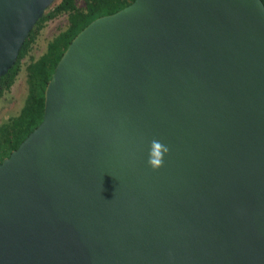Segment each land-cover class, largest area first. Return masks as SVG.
Listing matches in <instances>:
<instances>
[{"label": "water", "instance_id": "water-1", "mask_svg": "<svg viewBox=\"0 0 264 264\" xmlns=\"http://www.w3.org/2000/svg\"><path fill=\"white\" fill-rule=\"evenodd\" d=\"M53 1L0 0V77ZM0 264H264L261 0H132L73 36L0 162Z\"/></svg>", "mask_w": 264, "mask_h": 264}, {"label": "trees", "instance_id": "trees-1", "mask_svg": "<svg viewBox=\"0 0 264 264\" xmlns=\"http://www.w3.org/2000/svg\"><path fill=\"white\" fill-rule=\"evenodd\" d=\"M80 2V4H78ZM132 0H54L36 20L23 40L14 63L0 77V97L8 91L19 73L22 59L29 53L46 22L65 17V26L45 44L36 58L25 64L26 94L15 115L0 123V162L42 120L43 91L55 64L73 36L93 19L111 14ZM264 6V0H261Z\"/></svg>", "mask_w": 264, "mask_h": 264}, {"label": "rangeland", "instance_id": "rangeland-1", "mask_svg": "<svg viewBox=\"0 0 264 264\" xmlns=\"http://www.w3.org/2000/svg\"><path fill=\"white\" fill-rule=\"evenodd\" d=\"M80 4V2H78ZM65 17L60 15L48 22L39 31L31 50L22 59L19 73L17 74L10 89L0 97V123L5 121L9 116L15 115L22 105L24 96L26 94L25 82V64L30 58H36L45 49V44L50 40L59 30L65 26Z\"/></svg>", "mask_w": 264, "mask_h": 264}, {"label": "clouds", "instance_id": "clouds-1", "mask_svg": "<svg viewBox=\"0 0 264 264\" xmlns=\"http://www.w3.org/2000/svg\"><path fill=\"white\" fill-rule=\"evenodd\" d=\"M169 153V148L160 141L153 139L148 154V165L153 170H158L164 165V157Z\"/></svg>", "mask_w": 264, "mask_h": 264}]
</instances>
